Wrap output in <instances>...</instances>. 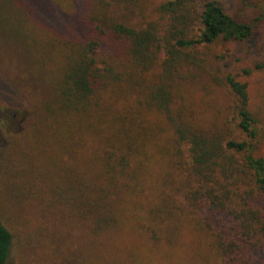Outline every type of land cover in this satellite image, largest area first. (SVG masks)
<instances>
[{"label":"trees","instance_id":"obj_1","mask_svg":"<svg viewBox=\"0 0 264 264\" xmlns=\"http://www.w3.org/2000/svg\"><path fill=\"white\" fill-rule=\"evenodd\" d=\"M240 4L249 2L165 0L152 18L140 0H102L58 26L77 54L35 123L68 157L50 160L29 186L93 233L134 220L178 242L190 225L221 264H264V157L253 141L262 124L239 79L264 75V60L230 70L229 54L212 49L219 40L250 41ZM118 6L135 16L132 25L111 13ZM217 88L243 138L197 123L194 95ZM10 242L0 221V264Z\"/></svg>","mask_w":264,"mask_h":264},{"label":"rangeland","instance_id":"obj_2","mask_svg":"<svg viewBox=\"0 0 264 264\" xmlns=\"http://www.w3.org/2000/svg\"><path fill=\"white\" fill-rule=\"evenodd\" d=\"M95 1L102 2L0 0V221L11 236L7 263L221 264L211 240L193 226L179 230L182 241L178 242H168L163 233L143 229L134 220L93 233L86 224L71 218L66 208L49 203L43 189L29 186L46 173L50 160L68 157L60 154L44 125L35 122L44 114V105L53 99L62 65L77 54L76 45L62 42L58 26L70 25ZM162 1L140 0L145 15L152 18V10ZM248 2L238 7L252 27L250 41L239 45L219 40L212 46L214 51L229 54L230 70L264 60V0ZM233 4L230 8L238 14ZM111 13L126 24L135 22V16L121 6ZM239 79L247 81L249 106L262 124L253 141L256 155L264 157V75L252 73ZM196 93L195 119L202 128L216 126L228 137H244L233 129L223 89H213L207 96ZM43 130L45 139L40 133ZM136 199L145 201L142 195Z\"/></svg>","mask_w":264,"mask_h":264}]
</instances>
